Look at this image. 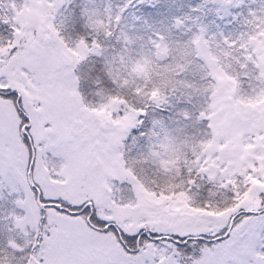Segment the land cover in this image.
Here are the masks:
<instances>
[{
  "label": "snow or ice",
  "instance_id": "obj_1",
  "mask_svg": "<svg viewBox=\"0 0 264 264\" xmlns=\"http://www.w3.org/2000/svg\"><path fill=\"white\" fill-rule=\"evenodd\" d=\"M0 264H264V0H0Z\"/></svg>",
  "mask_w": 264,
  "mask_h": 264
}]
</instances>
